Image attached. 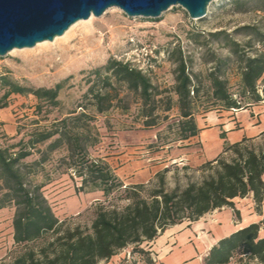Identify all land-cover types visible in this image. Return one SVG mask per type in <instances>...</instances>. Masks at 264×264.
Returning <instances> with one entry per match:
<instances>
[{
    "label": "trees",
    "instance_id": "16d2710c",
    "mask_svg": "<svg viewBox=\"0 0 264 264\" xmlns=\"http://www.w3.org/2000/svg\"><path fill=\"white\" fill-rule=\"evenodd\" d=\"M241 0H233L239 4ZM264 10V0L258 7ZM225 35L227 45L240 63L239 99L233 96L227 78L210 72L211 104L225 110L241 109L262 100L257 91L264 72V33L254 29L259 44L250 40L244 45L228 37L223 31L213 35ZM248 52V53H247ZM101 69L103 72H101ZM175 93L178 95L179 140L196 136L199 132L194 118L200 86L196 76L187 71L180 54L177 63ZM101 87H89L90 97L97 113L111 108L121 100L114 83L139 95L144 104L154 103V92L149 77L128 61L108 59L93 72ZM264 81V78L262 79ZM0 81L7 89L2 97L11 93H32L38 99L57 104L61 83L52 88L25 89L7 76ZM203 104L209 110V101ZM7 102L0 103L5 108ZM82 106V105H80ZM152 107L144 115L151 119ZM168 102L167 109H170ZM95 114L84 107L73 109L60 118H54L43 129L34 130L32 136L17 150L0 146V209L13 205V240L23 250L11 262L0 264H99L109 260L124 248L132 246L131 254L143 255L151 263L149 251L143 243L158 237L171 225L183 221H195L205 213L223 206L233 207V198L252 193L256 208L264 198V142L243 138L239 142L224 143L222 152L212 160L197 167H174V184L169 186V166L156 172L147 183L125 185L109 163L101 157H93L89 148L99 142L95 126ZM153 125L154 121H146ZM221 137L224 134L221 133ZM260 137L264 138V132ZM259 137V138H260ZM175 140V139H174ZM43 148V163L50 154L63 148L66 153L59 159L58 168L68 172L79 184L78 192L101 191L105 199L93 206L90 224L60 220L42 192L43 183H33V165L24 162L38 143ZM182 171L179 176L178 172ZM259 223H252L220 239L203 259V264H227L240 254L237 264H264V237L258 236ZM133 264H137L136 261Z\"/></svg>",
    "mask_w": 264,
    "mask_h": 264
},
{
    "label": "rangeland",
    "instance_id": "374dc122",
    "mask_svg": "<svg viewBox=\"0 0 264 264\" xmlns=\"http://www.w3.org/2000/svg\"><path fill=\"white\" fill-rule=\"evenodd\" d=\"M261 2L241 0L237 5L233 0H213L203 18H190L180 5L171 6L157 17L128 16L118 7H111L99 16L81 19L85 21H79L69 29L71 25L51 41H40L31 47L15 48L0 55V77L7 76L25 89L62 84L58 102L52 105L29 92L11 93L2 99L7 87L0 81V103L7 102L5 108H0V146L14 145L11 151H15L35 129H43V125L54 118L73 109L81 111L84 107L95 114L99 133V142L89 148L93 157H101L109 163L125 185L147 183L156 172L169 166L167 178L172 186L174 167L183 166L170 163L169 158L170 150L184 143L177 139L181 118L178 95L174 91L180 54L187 71L196 76L195 81L200 86L195 120L208 112L225 113L226 110L217 103L211 104L208 76L213 71L227 78L230 91L239 99L240 63L227 45L225 35L213 34L223 31L240 45L250 40L258 47L254 29L264 33V10L258 8ZM110 58L128 61L149 77L154 92L158 93L153 104H144L137 93L114 83L122 99L116 100L103 113L95 111V105L86 93L93 84H96L95 88L101 87L93 72ZM207 101L210 108L205 111L203 104ZM168 102L170 109H167ZM150 107L151 119L144 115ZM150 120L155 124L147 125L146 121ZM256 141L264 142V138ZM45 145L38 143L32 154L24 159L29 164L40 161L32 166L35 170L30 176L32 182L45 183L42 192L60 220H68L72 225H89L94 204L105 199L103 193L76 191L79 183L58 168L59 159L66 151L61 148L52 152L43 163ZM182 173L179 171V176ZM143 179L148 180L139 182ZM14 212L13 205L0 209V262L3 263L11 262L23 250L22 245L13 241ZM127 251H132V246L120 252L127 254ZM135 255L141 259L140 264H146L143 255Z\"/></svg>",
    "mask_w": 264,
    "mask_h": 264
},
{
    "label": "crops",
    "instance_id": "0c3cea01",
    "mask_svg": "<svg viewBox=\"0 0 264 264\" xmlns=\"http://www.w3.org/2000/svg\"><path fill=\"white\" fill-rule=\"evenodd\" d=\"M263 78L264 72L259 80L264 94ZM196 123L198 134L181 140L184 141L182 145L170 150V163L197 167L217 157L225 142L259 138L264 132V101L237 110H226L225 113L208 112L203 118L196 119ZM221 133L224 137H221ZM232 202L233 207L216 208L195 221L171 225L154 240L143 243L149 251V264H203L210 248L220 239L252 223L260 224L258 236L264 237V198L259 209L256 208L252 193L235 197ZM125 256L126 253L120 252L103 264H128ZM240 256L236 255L227 264H237ZM140 260L133 255V262L140 264Z\"/></svg>",
    "mask_w": 264,
    "mask_h": 264
},
{
    "label": "water",
    "instance_id": "95a60500",
    "mask_svg": "<svg viewBox=\"0 0 264 264\" xmlns=\"http://www.w3.org/2000/svg\"><path fill=\"white\" fill-rule=\"evenodd\" d=\"M213 0H0V55L13 48L53 40L71 24L107 8L118 7L128 16L157 17L173 5L190 18H203Z\"/></svg>",
    "mask_w": 264,
    "mask_h": 264
},
{
    "label": "built area",
    "instance_id": "2783aa9c",
    "mask_svg": "<svg viewBox=\"0 0 264 264\" xmlns=\"http://www.w3.org/2000/svg\"><path fill=\"white\" fill-rule=\"evenodd\" d=\"M257 91L262 98V100L260 102H263L264 101V94H263V90H262V85L257 86ZM232 110H237V109H232ZM126 259L128 260V262H131L130 264H133V261H131V260H133V255L131 254V251H127Z\"/></svg>",
    "mask_w": 264,
    "mask_h": 264
},
{
    "label": "bare ground",
    "instance_id": "6f19581e",
    "mask_svg": "<svg viewBox=\"0 0 264 264\" xmlns=\"http://www.w3.org/2000/svg\"><path fill=\"white\" fill-rule=\"evenodd\" d=\"M110 8H111V7H110ZM91 18H92V16H90V18H88V19H91ZM79 21H85V20H81V19H80V20H77L76 22H74V24H71L72 26L70 25L71 27L69 26V27H70L69 29H71V28L73 27V25H75V23H78ZM87 21H89V20H87ZM68 31H69V30H68ZM13 49H15V48H13ZM13 49H12V50H13Z\"/></svg>",
    "mask_w": 264,
    "mask_h": 264
}]
</instances>
